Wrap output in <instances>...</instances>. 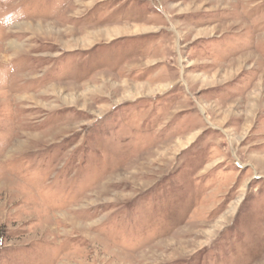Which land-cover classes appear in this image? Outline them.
<instances>
[{
    "label": "rangeland",
    "instance_id": "1",
    "mask_svg": "<svg viewBox=\"0 0 264 264\" xmlns=\"http://www.w3.org/2000/svg\"><path fill=\"white\" fill-rule=\"evenodd\" d=\"M0 264H264V0H0Z\"/></svg>",
    "mask_w": 264,
    "mask_h": 264
}]
</instances>
